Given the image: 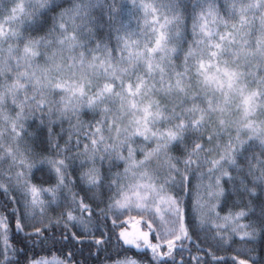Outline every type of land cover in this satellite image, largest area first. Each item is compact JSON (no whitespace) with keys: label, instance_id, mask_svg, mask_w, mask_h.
Returning a JSON list of instances; mask_svg holds the SVG:
<instances>
[{"label":"snow or ice","instance_id":"snow-or-ice-1","mask_svg":"<svg viewBox=\"0 0 264 264\" xmlns=\"http://www.w3.org/2000/svg\"><path fill=\"white\" fill-rule=\"evenodd\" d=\"M0 198V264H264V0H3Z\"/></svg>","mask_w":264,"mask_h":264},{"label":"trees","instance_id":"trees-1","mask_svg":"<svg viewBox=\"0 0 264 264\" xmlns=\"http://www.w3.org/2000/svg\"><path fill=\"white\" fill-rule=\"evenodd\" d=\"M2 3H3V0H0V4H2ZM257 27H259L258 22H257ZM106 33H107V28L106 27H101L98 30V38H99V35H101V34L106 35ZM113 43H114V41H113ZM81 118L83 120L87 121V120L91 119V115L90 114H85V115H82ZM63 127L65 129H68V127H69L68 123L65 122ZM57 130H59V129H57ZM3 167L6 168L7 165L5 164ZM120 170L122 171V166H121ZM0 199H2V198H0ZM243 222H247V221H243ZM193 239L195 240V237H193ZM12 242L14 244H17V246H19L18 238H14ZM251 247H255L256 248V252L250 253V254L246 253V249L247 248H251ZM236 249H239V251H237ZM91 251L93 253H95V249L94 248L91 249ZM113 251L115 252L116 249H114ZM53 252L55 253L57 258H61V259H63V255L67 254V253H64L62 255L59 251H56L55 249L53 250ZM196 254L197 253H196L195 248H192V255H196ZM40 255L47 256L49 259L52 258V253L41 252ZM129 255H131V253H129ZM149 255H150V253H149ZM183 255H184V258L186 260L189 258V253L188 252H185ZM218 255H220V256H228V257H236L237 260H248L249 259V255H252V256H256L259 259L261 256H264V249H262L259 244H257V245H240V244H237L232 249H229L227 252L220 251L218 253ZM134 258L139 259L138 257H134ZM177 259L178 260L180 259L179 255H177ZM76 260L80 261L81 264H84L85 261H87V264H94L93 260L89 259V249L86 246L84 247L83 255H80L79 253L76 255ZM143 264H148L147 258H144ZM229 264H231V261H229Z\"/></svg>","mask_w":264,"mask_h":264},{"label":"rangeland","instance_id":"rangeland-1","mask_svg":"<svg viewBox=\"0 0 264 264\" xmlns=\"http://www.w3.org/2000/svg\"><path fill=\"white\" fill-rule=\"evenodd\" d=\"M243 222V221H242Z\"/></svg>","mask_w":264,"mask_h":264}]
</instances>
